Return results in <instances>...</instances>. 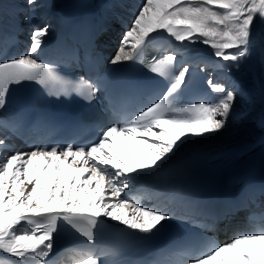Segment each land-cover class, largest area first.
Returning <instances> with one entry per match:
<instances>
[{"label":"snow or ice","instance_id":"6c2138e0","mask_svg":"<svg viewBox=\"0 0 264 264\" xmlns=\"http://www.w3.org/2000/svg\"><path fill=\"white\" fill-rule=\"evenodd\" d=\"M25 5L32 13L45 7L40 0H25ZM260 25H264V0H143L108 61L114 66L139 65L148 74L131 90L142 89L145 94L134 112L121 116L113 108L116 122L102 126L90 144H30L28 151L10 142L8 133L15 134V125L0 120V264H58L50 258L65 225L94 245L102 217L143 238L159 235L176 213L168 207H146L126 190L137 179L161 170L186 140L225 129L244 94L238 86L217 82L209 74L201 77L197 100L183 102L195 83L198 62L205 64L200 72L208 71L195 45L211 49L208 55L217 58L216 68L239 70L253 54ZM50 28L47 21L35 20L26 52L0 61V110L6 109L12 86L25 81L36 82L58 99L76 96L91 104L98 98L103 87L99 77L64 80L55 77V64L38 59ZM260 65L264 70V42ZM54 79L60 81L59 88L49 87ZM260 124L264 127V112ZM117 137L121 145L133 141L143 147L145 155L118 152ZM254 191L248 190L233 212L246 207ZM258 191L264 196V186ZM257 207L260 212H253L229 241L220 244L210 237L186 236L163 249L159 255L164 258L152 264H264V202ZM75 264L103 261L85 247L76 252Z\"/></svg>","mask_w":264,"mask_h":264},{"label":"bare ground","instance_id":"6f19581e","mask_svg":"<svg viewBox=\"0 0 264 264\" xmlns=\"http://www.w3.org/2000/svg\"><path fill=\"white\" fill-rule=\"evenodd\" d=\"M70 1L40 0V3L44 4L45 7L42 9L38 8L35 13L30 12L26 18H21V25L25 29L27 26L33 27L35 20L43 19L47 21L51 25V28L47 42L45 43L46 45L49 40H52L51 35L54 34L53 19L46 13V6L52 4L55 8H64ZM86 1L89 4V0ZM141 1L143 0H95L98 9L101 13L104 12V17L106 20H110L112 26H115V21L119 17H122L130 24L128 19H133V12L140 6L139 2ZM25 6V0H0V23L6 24L14 18H20ZM26 33L27 31H24V34ZM262 34H264V25L258 26L256 30V43L251 58L242 63L239 70L235 68L231 72L226 70L228 75L232 76L235 84L244 93L237 99L236 114L230 120L228 126L218 133H210L202 137H191L189 140H186L184 146L167 162L168 165L177 159V156L192 159V157L198 154L204 160L202 167L207 176L210 171L223 165V163L213 164V162L224 161L229 162L228 165H243L264 150V127L260 124L261 114L264 112V104L261 102V88L264 86V70L261 69L260 65V48L262 42H264V35ZM24 38H28L29 45L30 37L25 35ZM210 52L211 49L209 48L208 53ZM215 59L217 60V58ZM220 63H223V61H220ZM237 115H241V117L235 120ZM115 149L118 152L123 151L128 155L135 154L141 157L145 155L143 147H136L133 141H128L123 145L118 142ZM39 163L38 161L37 164L39 165ZM164 166L162 169H164ZM261 173L262 175L264 174V167L259 172V174ZM37 175H39V170H37ZM140 181L141 179H137L134 182V187L131 190H126L127 195L138 187ZM76 183L79 184V180Z\"/></svg>","mask_w":264,"mask_h":264}]
</instances>
